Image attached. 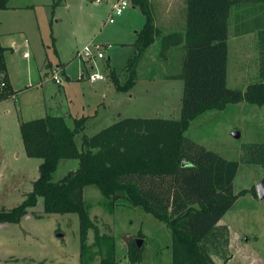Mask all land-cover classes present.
Masks as SVG:
<instances>
[{
    "label": "rangeland",
    "instance_id": "1",
    "mask_svg": "<svg viewBox=\"0 0 264 264\" xmlns=\"http://www.w3.org/2000/svg\"><path fill=\"white\" fill-rule=\"evenodd\" d=\"M117 1L10 0L8 8L0 9L6 64L18 90L17 97L0 100V208L22 203L40 176L43 159L27 154L20 130L22 120L47 113L65 116L68 125L74 127L77 118L98 113L103 118L85 130L95 133L116 122L118 115L181 116L185 45L163 52L159 37L164 31L154 24L159 14L149 3L158 29L155 41L159 42L140 54L138 33L146 15L128 0L129 6L111 23ZM237 9L232 8L229 19L227 84L245 89L259 77V47L253 36L239 39L234 35ZM185 29L179 27L178 31ZM90 42L112 44L110 60H83L78 52ZM25 52L30 58L24 57ZM131 60L136 67L135 83L121 91L117 81L121 86L127 83ZM246 66L247 75L243 72ZM97 72L105 79L91 83L88 76ZM55 76L62 82H56ZM234 131L240 136L235 137ZM185 134L227 159L240 160L245 143L264 142V105L242 101L206 111L193 119ZM81 137L82 133L77 140ZM78 166V159H62L52 180L60 181ZM263 180L264 166L240 163L233 187L237 194L244 191L221 221L229 226L231 236L226 264H264V198L254 193ZM84 201L101 230L115 237L116 258L121 264H174L172 230L164 221L140 207L115 205L93 185L84 188ZM132 238L143 239L142 250L133 255L134 262L128 252ZM93 240L90 230L89 242ZM80 250V213H45L42 197L21 222L0 227V264H80ZM216 260L223 261L219 257ZM94 264H100L99 257Z\"/></svg>",
    "mask_w": 264,
    "mask_h": 264
},
{
    "label": "trees",
    "instance_id": "2",
    "mask_svg": "<svg viewBox=\"0 0 264 264\" xmlns=\"http://www.w3.org/2000/svg\"><path fill=\"white\" fill-rule=\"evenodd\" d=\"M132 1L147 18L138 33L137 46L142 54L155 42L158 29L148 0ZM9 2L0 0V9L8 8ZM186 2L185 32L159 37L163 52L185 45L181 116L124 117L95 133L85 131L86 116L77 118L74 127L61 115L22 120L20 130L27 154L43 159L40 176L22 203L0 208V225L19 223L42 197L45 213H80V264H94L98 257L100 264H121L116 258L115 237L103 232L85 207L84 188L93 185L115 205L140 207L164 221L172 230L174 264H226L231 236L229 226L221 221L244 191L237 194L233 187L240 163L264 166V142L245 143L241 159L232 160L185 133L193 119L206 111L241 101L264 105V28L258 32V79L245 89L227 84L231 10L236 5L264 4V0ZM5 51L0 40V100L16 94L7 73ZM129 67L127 83L121 86L116 80L121 91L135 83L132 60ZM62 159H78L79 166L54 182L53 174ZM254 193L258 194L257 190ZM90 230L94 232L91 243ZM141 250L136 239L129 240L132 262L134 253Z\"/></svg>",
    "mask_w": 264,
    "mask_h": 264
},
{
    "label": "crops",
    "instance_id": "3",
    "mask_svg": "<svg viewBox=\"0 0 264 264\" xmlns=\"http://www.w3.org/2000/svg\"><path fill=\"white\" fill-rule=\"evenodd\" d=\"M149 3L151 4L153 11L159 14V17L158 19H155L154 24H156L159 27V29H162L164 31L163 34L178 31L179 27L181 29L186 28L185 27L187 23V2L186 0H149ZM236 6L238 7L237 9L238 16L237 14H234L235 19L237 20V23H236L237 26H236L234 35L239 39L248 37V36H253L257 39V44H258V32L260 29L264 28V4L248 3V4L236 5ZM0 40H1V35H0ZM157 42L159 41H155V43ZM2 45L7 48V46L4 45L3 43ZM14 46L15 48H18L15 42H14ZM5 55H6V51H5ZM25 58L27 59L30 58V55ZM107 58L108 60H110L111 58L110 53L108 54ZM5 60H6V56H5ZM228 62H229V59H228ZM243 72H245L246 75L249 74L248 66L245 67V70H243ZM7 73L11 81L12 87L16 91V94L13 96V98H15L17 97L18 90L15 89L14 87L12 78L8 71V65H7ZM257 76H259V63H257ZM172 78L173 77H165V79H169L170 81L172 80ZM118 116H119L118 117V120H119L121 118V115H118ZM102 118L103 117H101V115H99L98 113H96L92 117H89L88 122H87V129L91 125H95L97 121H100V119ZM163 118H170V117H163ZM27 216H29V214L25 215L22 218V220ZM2 225L3 224H1L0 227ZM230 245H231V242H230ZM227 264H230V263H227Z\"/></svg>",
    "mask_w": 264,
    "mask_h": 264
},
{
    "label": "built area",
    "instance_id": "4",
    "mask_svg": "<svg viewBox=\"0 0 264 264\" xmlns=\"http://www.w3.org/2000/svg\"><path fill=\"white\" fill-rule=\"evenodd\" d=\"M129 1L128 0H118L113 4V12L110 15L109 22L114 23L115 18L122 15L123 11L126 7L129 6ZM112 44H103V43H98V42H90L84 48L78 52L79 56L87 61V62H95L96 60L100 59H105L108 57L109 50L112 48ZM25 57L29 56L28 52H25L24 54ZM105 77L101 73L97 72L94 74H90L88 76V80L91 83H95L100 80H104ZM55 80L58 83L62 82V79L60 77L55 76Z\"/></svg>",
    "mask_w": 264,
    "mask_h": 264
},
{
    "label": "water",
    "instance_id": "5",
    "mask_svg": "<svg viewBox=\"0 0 264 264\" xmlns=\"http://www.w3.org/2000/svg\"><path fill=\"white\" fill-rule=\"evenodd\" d=\"M233 135L235 137H239L240 133L239 131H234ZM257 193L260 196V198H264V180L261 181L258 185H257ZM59 236H62L61 234H59ZM143 243V239L138 238L137 239V246L140 247Z\"/></svg>",
    "mask_w": 264,
    "mask_h": 264
}]
</instances>
